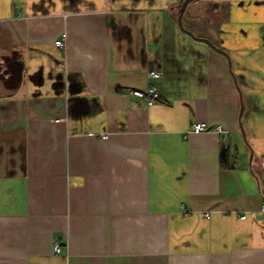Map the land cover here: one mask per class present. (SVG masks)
Instances as JSON below:
<instances>
[{
  "label": "crops",
  "instance_id": "obj_1",
  "mask_svg": "<svg viewBox=\"0 0 264 264\" xmlns=\"http://www.w3.org/2000/svg\"><path fill=\"white\" fill-rule=\"evenodd\" d=\"M184 1L0 0V264H264V0Z\"/></svg>",
  "mask_w": 264,
  "mask_h": 264
},
{
  "label": "built area",
  "instance_id": "obj_2",
  "mask_svg": "<svg viewBox=\"0 0 264 264\" xmlns=\"http://www.w3.org/2000/svg\"><path fill=\"white\" fill-rule=\"evenodd\" d=\"M65 37L58 38L55 41L56 45L62 46L64 44ZM149 76L151 77H161L163 76V72L157 71V70H151L149 72ZM134 94L143 97L147 100V103L149 106L154 105L159 100V89L155 85H148L145 89H135L133 91ZM204 131H213L219 135H223L224 139L227 140V131L224 128L223 125H210L209 123L205 121H198L193 124H191L188 128V132H204ZM105 138L108 137V135H104ZM223 152L228 153L230 156V161L232 163H235L237 159V150L235 147L230 146L226 141L223 144ZM184 208V205H183ZM261 212L264 213V195H263V202L261 206ZM204 216L210 217V211L203 212ZM246 215H242V218H245ZM54 250L55 252L60 251V244L59 242H55L54 244Z\"/></svg>",
  "mask_w": 264,
  "mask_h": 264
},
{
  "label": "water",
  "instance_id": "obj_3",
  "mask_svg": "<svg viewBox=\"0 0 264 264\" xmlns=\"http://www.w3.org/2000/svg\"><path fill=\"white\" fill-rule=\"evenodd\" d=\"M191 1H194V0H185L183 3H182V7H181V13H183L185 10H186V8H187V6L189 5V3L191 2ZM178 21H179V24L180 25H183V23H182V14L179 16V18H178ZM186 30V29H185ZM189 34H192V32L191 31H189V30H186ZM193 35V34H192ZM211 45H213L211 42H209ZM227 55V54H226ZM228 56V55H227ZM241 127H242V131H243V133H244V135H245V128H244V126H243V123H241Z\"/></svg>",
  "mask_w": 264,
  "mask_h": 264
},
{
  "label": "trees",
  "instance_id": "obj_4",
  "mask_svg": "<svg viewBox=\"0 0 264 264\" xmlns=\"http://www.w3.org/2000/svg\"><path fill=\"white\" fill-rule=\"evenodd\" d=\"M223 159H224V163H225V165H228V164H229L228 153H225V154L223 155Z\"/></svg>",
  "mask_w": 264,
  "mask_h": 264
}]
</instances>
